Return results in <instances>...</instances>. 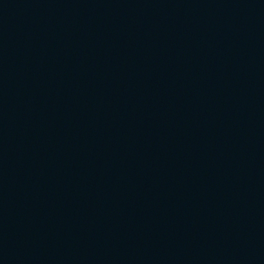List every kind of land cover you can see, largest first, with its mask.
I'll use <instances>...</instances> for the list:
<instances>
[{"label": "water", "instance_id": "95a60500", "mask_svg": "<svg viewBox=\"0 0 264 264\" xmlns=\"http://www.w3.org/2000/svg\"><path fill=\"white\" fill-rule=\"evenodd\" d=\"M0 264H264V0H0Z\"/></svg>", "mask_w": 264, "mask_h": 264}]
</instances>
